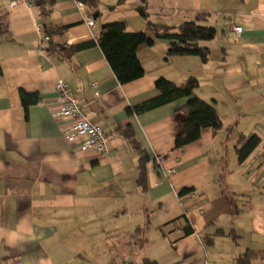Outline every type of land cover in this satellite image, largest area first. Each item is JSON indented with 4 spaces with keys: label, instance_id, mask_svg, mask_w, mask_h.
Listing matches in <instances>:
<instances>
[{
    "label": "crops",
    "instance_id": "obj_1",
    "mask_svg": "<svg viewBox=\"0 0 264 264\" xmlns=\"http://www.w3.org/2000/svg\"><path fill=\"white\" fill-rule=\"evenodd\" d=\"M143 1L153 23L174 31L210 14L217 35L201 43L208 61L167 59L168 43L157 39L138 49L144 76L121 84L93 42L115 21L147 33L144 17L137 27L126 17L139 14L142 0H99L96 9L56 0L51 22L67 29L49 52L40 48L38 9L0 0V264H236L248 250L259 254L250 264H264V0H160L153 20ZM81 44L89 46L65 56ZM190 76L223 127L178 149L188 98L143 114L127 108L156 97L158 78L182 85ZM58 79L107 134V154L67 138L73 121L54 116ZM21 91L40 98L27 112ZM128 125L151 158L146 189L137 182L139 156L120 133ZM253 135L260 145L240 163L238 140Z\"/></svg>",
    "mask_w": 264,
    "mask_h": 264
},
{
    "label": "trees",
    "instance_id": "obj_2",
    "mask_svg": "<svg viewBox=\"0 0 264 264\" xmlns=\"http://www.w3.org/2000/svg\"><path fill=\"white\" fill-rule=\"evenodd\" d=\"M90 7L97 8L99 0H81ZM34 6L38 9L39 19L43 25V36L48 38L46 43L40 48L46 52L56 50V45L52 42L55 36H61L67 29V26H57L51 22L50 16L56 0H33ZM145 2L138 7L139 14L148 21L150 29L154 36L145 32H129L125 21H115L103 26L100 37L94 41L104 52L112 70L121 84H127L135 81L145 74V69L138 57V49L141 45H154L157 39L165 40L168 43L167 59L172 56H197L203 62H207L210 55V48L201 43L212 41L216 38L217 28L210 25L208 13H197L192 20L184 21L174 31L171 26L153 23L149 18L150 14L145 8ZM91 44V43H90ZM89 46V44L76 45L66 50L67 57ZM159 94L144 102L127 108L129 114H143L158 107L177 101L181 98H188L185 106L180 110L182 114V130L176 135L175 146L183 149L185 146L200 139L202 131L206 128H212L219 131L223 127L222 119L214 106L194 92L199 86V80L190 76L182 85L165 77H160L155 82ZM21 99L26 112L30 105L39 103L40 98L36 93H27L21 91ZM121 135L128 140L133 149L139 156L138 161V185L147 188V164L151 160L149 154L144 150L135 137L133 128L128 125L121 129ZM260 138L257 135L250 137L240 136L236 151L239 162H244L250 154L260 145ZM156 166H158L156 164ZM190 189H183L180 194L190 192ZM264 193V190H263ZM193 232L190 227L186 233ZM253 250H248L240 255L236 264H250L252 259L258 257ZM142 264H158L155 260L144 259Z\"/></svg>",
    "mask_w": 264,
    "mask_h": 264
},
{
    "label": "built area",
    "instance_id": "obj_3",
    "mask_svg": "<svg viewBox=\"0 0 264 264\" xmlns=\"http://www.w3.org/2000/svg\"><path fill=\"white\" fill-rule=\"evenodd\" d=\"M26 4L28 7H33V0H10V6L15 7L19 4ZM83 8V5L80 4ZM38 24V31L41 34L42 41H47L48 38L43 36V25L41 22ZM89 26L94 25V19L89 18L87 21ZM232 31L237 35L241 36L243 29L241 26L233 24L231 26ZM93 86H97L94 83ZM55 89L58 94L59 109L54 113L56 118H69L73 121L71 128L68 130L67 138L72 141L76 138H82V149H92L102 155L108 153V136L103 128L92 122L84 113L83 105L79 102L74 92L70 88V85L63 79H58L55 84Z\"/></svg>",
    "mask_w": 264,
    "mask_h": 264
},
{
    "label": "rangeland",
    "instance_id": "obj_4",
    "mask_svg": "<svg viewBox=\"0 0 264 264\" xmlns=\"http://www.w3.org/2000/svg\"><path fill=\"white\" fill-rule=\"evenodd\" d=\"M150 3H151V7L149 8V10L151 11V19L153 20V19H155V15H154V13L157 11L156 10V7H159L160 5H162V4H160V0H150L149 1ZM159 10V9H158ZM158 12V11H157ZM129 20L131 19V21H133L132 22V25L134 26V27H137V25H138V22H137V20H140V21H142V17H141V15H139L138 13H134V12H131V13H129V14H127V16H126ZM156 20L158 21V22H162V23H166V20H163V19H157L156 18ZM150 29H148V31H147V34L148 35H151L152 33H151V31H149ZM158 55V54H157Z\"/></svg>",
    "mask_w": 264,
    "mask_h": 264
}]
</instances>
